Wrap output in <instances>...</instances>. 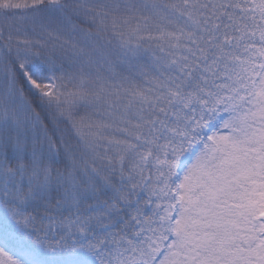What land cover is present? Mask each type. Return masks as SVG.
Wrapping results in <instances>:
<instances>
[{
    "label": "snow or ice",
    "instance_id": "snow-or-ice-1",
    "mask_svg": "<svg viewBox=\"0 0 264 264\" xmlns=\"http://www.w3.org/2000/svg\"><path fill=\"white\" fill-rule=\"evenodd\" d=\"M0 264H264V0H0Z\"/></svg>",
    "mask_w": 264,
    "mask_h": 264
}]
</instances>
